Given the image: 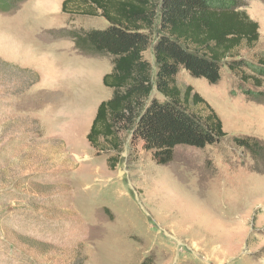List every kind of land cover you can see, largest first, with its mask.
I'll return each mask as SVG.
<instances>
[{"label":"rangeland","instance_id":"obj_1","mask_svg":"<svg viewBox=\"0 0 264 264\" xmlns=\"http://www.w3.org/2000/svg\"><path fill=\"white\" fill-rule=\"evenodd\" d=\"M63 1L0 12V264H264V150L252 159L230 139L264 145V99L247 98L237 85H249L223 62L216 85L182 70L178 87L191 86L212 108L222 143L178 147L164 166L130 136L120 153H97L86 135L111 96L102 84L110 59L83 55L68 34L106 22L71 21ZM244 4L257 43L231 55L255 64L264 60V0ZM145 57L153 64L151 49ZM13 60L33 61L38 82L11 97L28 82L1 66Z\"/></svg>","mask_w":264,"mask_h":264},{"label":"trees","instance_id":"obj_2","mask_svg":"<svg viewBox=\"0 0 264 264\" xmlns=\"http://www.w3.org/2000/svg\"><path fill=\"white\" fill-rule=\"evenodd\" d=\"M24 1L0 0V12L11 13ZM243 7L244 0H64L61 13L71 21L96 17L106 22L104 29L74 28L68 34L80 53L109 57L111 64L102 79L111 96L97 107L86 135L88 144L97 153L118 154L123 138L130 136L132 146H141L156 165L164 166L178 147L201 150L222 143L227 136L221 120L191 86L181 90L176 78L183 70L192 79L216 85L223 62L239 82L249 85L245 89L237 85L247 98L264 99L259 92L264 60L251 64L231 55L241 43L249 50L257 43V25L241 11ZM149 49L153 64L145 57ZM1 66L28 78L24 89L11 97L38 82L28 69ZM230 139L252 159L264 150L263 143L252 137ZM115 159L108 161L110 168Z\"/></svg>","mask_w":264,"mask_h":264},{"label":"crops","instance_id":"obj_3","mask_svg":"<svg viewBox=\"0 0 264 264\" xmlns=\"http://www.w3.org/2000/svg\"><path fill=\"white\" fill-rule=\"evenodd\" d=\"M10 63L17 65L19 67H22V68L30 69L31 71L33 70V71L38 72V69L36 68L35 63H33V61L32 62H23L21 60H13V61H10ZM36 86H38V84Z\"/></svg>","mask_w":264,"mask_h":264}]
</instances>
